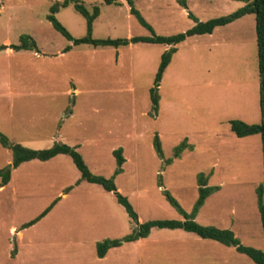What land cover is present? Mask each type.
<instances>
[{
	"label": "rangeland",
	"instance_id": "1",
	"mask_svg": "<svg viewBox=\"0 0 264 264\" xmlns=\"http://www.w3.org/2000/svg\"><path fill=\"white\" fill-rule=\"evenodd\" d=\"M62 0H0V131L32 149L56 142L76 147L89 170L114 176L118 191L132 204L138 223L185 220L166 193L191 215L199 197L198 175L217 186L194 220L231 230L240 244L264 251L256 188L263 183L260 135L237 137L231 119L261 120L254 14H246L211 34L193 35L177 45L160 81L157 113L150 88L161 55L170 45L131 43L118 48L72 45L46 16ZM100 8L94 38L151 36L130 13L128 0ZM156 35L188 30L197 20L230 14L238 0H132ZM56 18L76 38L86 21L70 4ZM31 35L38 52L14 51L21 34ZM158 135L163 157L154 149ZM187 139L192 148L173 157ZM168 158H173L167 163ZM11 150L0 145V170L10 167ZM11 170L0 188V264H258L219 241L182 228H152L149 235L124 241L96 254V244L132 232L136 226L113 192L81 179L72 158L60 154L31 160ZM56 203L34 223L54 200ZM23 227V228H22Z\"/></svg>",
	"mask_w": 264,
	"mask_h": 264
},
{
	"label": "trees",
	"instance_id": "2",
	"mask_svg": "<svg viewBox=\"0 0 264 264\" xmlns=\"http://www.w3.org/2000/svg\"><path fill=\"white\" fill-rule=\"evenodd\" d=\"M106 4H120L119 0H101ZM185 6V0H180ZM245 2V5L236 11L220 16L208 19L206 21L197 20L191 13L189 16L194 19L195 24L188 30L168 36L156 35L151 25L142 17L140 12L134 7L132 0H128L130 5V13L135 15L141 25L148 28L151 32V36H131L129 38H94L92 36L93 23L100 14V8L94 6L92 10H88L83 3L79 0H62L55 1L49 7V14L46 16L47 20L51 23L52 27L63 35L71 44L67 45L63 52H67L71 49L72 45L88 44L94 47L98 46H113L120 47L126 46L131 43H153V44H165L171 47L164 51L161 55L160 64L155 74L154 86L150 88V99L152 103V111L156 112L159 108V95L157 93L160 81L163 77V73L169 63L171 62L173 54L177 51L176 45L184 41L187 37L193 35L210 34L218 26H223L234 20L246 15L254 14L255 16V31H256V44H257V60H258V76H259V106L261 120L259 123L249 124L240 119H231L230 129L237 137H246L252 135H260L262 143V156H263V183L256 188L258 210L260 213V219L262 228L264 230V0H238ZM72 4L73 8L81 15L86 21V34L82 37H74L69 30L56 18V14L60 9ZM9 47L14 51L31 50L38 52V45L36 40L29 34H21L18 37V43H12ZM0 145L4 148L11 150V163L12 169L17 168L22 163L31 160L47 161L51 158L59 155H69L81 174V179L91 183H96L102 186L106 191L113 192L116 196V200L121 204L130 218L136 222L135 228L132 232L116 239H105L96 244V254L98 257H104L110 248L120 246L124 241L130 242L140 238H144L149 235L152 228H182L185 231L195 233L201 238L212 239L219 241L228 246H233L237 251L246 254L254 262L258 264H264V251L255 249L250 246L240 244L239 240L235 237L234 233L229 229H221L216 226L201 225L194 220V216L204 203L206 198L215 190L217 186H208L207 178L203 173L198 175V191L199 197L191 215L183 212L179 203L168 193L167 198L172 206L177 208L181 213L185 215V220H172V219H155L138 223V216L133 209L129 200L123 196L117 189L114 182V176L121 172L122 165L125 162L122 148L113 150V156L116 161V169L114 176L110 178L103 177L101 175L93 174L86 165L82 155L76 150V147L69 146L65 143L56 142L53 146L46 149H32L26 147L18 142H12L9 138L0 131ZM154 149L159 157H163V150L158 135L154 138ZM187 148H192V145L187 143V139H184L179 143L173 152V157H178ZM173 158H168L167 163H171ZM11 178V170H0V187L6 185ZM56 199L44 209V211L32 221H29L27 225L34 223L38 218L45 215L51 207L56 203ZM23 228V227H22Z\"/></svg>",
	"mask_w": 264,
	"mask_h": 264
},
{
	"label": "crops",
	"instance_id": "3",
	"mask_svg": "<svg viewBox=\"0 0 264 264\" xmlns=\"http://www.w3.org/2000/svg\"><path fill=\"white\" fill-rule=\"evenodd\" d=\"M99 15H100V14H99ZM238 19H239V18H238ZM234 21H235V20H234ZM231 23H232V22H231ZM228 24H230V23H228ZM228 24H226V25H228ZM224 26H225V25H224ZM216 28H217V27H216ZM216 28H215V29H216ZM215 29H214V30H215ZM214 30H213V31H214ZM212 33H213V32H212ZM210 34H211V33H210ZM189 37H190V36H189ZM187 38H188V37H187ZM182 42H183V41H182ZM180 43H181V42H180ZM178 44H179V43H178ZM178 44H177V45H178ZM177 45H176V48H177V50H178ZM176 52H177V51H176ZM176 52H175V53H176ZM175 53H174V54H175ZM174 54H173V55H174ZM172 58H173V56H172ZM171 61H172V59H171ZM170 63H171V62H170ZM170 63H169V64H170ZM165 70H166V69H165ZM164 72H165V71H164ZM163 75H164V73H163ZM159 100H160V97H159ZM259 107H260V106H259ZM231 132H232V131H231ZM232 133H233V132H232ZM233 134H234V133H233ZM234 135H235V134H234ZM235 136H236V135H235ZM252 136H255V135H252ZM246 137H250V136H246ZM241 138H244V137H241ZM59 155H60V154H59ZM47 161H48V160H47ZM27 162H28V161H27ZM24 163H25V162H24ZM22 164H23V163H22ZM18 167H19V166H18ZM13 170H14V169H13ZM10 180H11V178H10ZM10 180H9V182H10ZM9 182H8V183H9ZM8 183H7V184H8ZM7 184H6V185H7ZM6 185H4V187H5ZM2 187H3V186H2ZM2 187H0V188H2ZM107 252H108V251H107ZM105 255H106V254H105Z\"/></svg>",
	"mask_w": 264,
	"mask_h": 264
},
{
	"label": "water",
	"instance_id": "4",
	"mask_svg": "<svg viewBox=\"0 0 264 264\" xmlns=\"http://www.w3.org/2000/svg\"><path fill=\"white\" fill-rule=\"evenodd\" d=\"M10 168H11V166L7 170H9Z\"/></svg>",
	"mask_w": 264,
	"mask_h": 264
}]
</instances>
